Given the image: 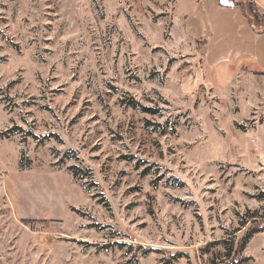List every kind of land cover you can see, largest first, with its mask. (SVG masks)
<instances>
[{
  "label": "rangeland",
  "instance_id": "rangeland-1",
  "mask_svg": "<svg viewBox=\"0 0 264 264\" xmlns=\"http://www.w3.org/2000/svg\"><path fill=\"white\" fill-rule=\"evenodd\" d=\"M211 1L0 0V264H213L264 223V114L230 96L264 42Z\"/></svg>",
  "mask_w": 264,
  "mask_h": 264
},
{
  "label": "crops",
  "instance_id": "crops-1",
  "mask_svg": "<svg viewBox=\"0 0 264 264\" xmlns=\"http://www.w3.org/2000/svg\"><path fill=\"white\" fill-rule=\"evenodd\" d=\"M254 2L258 8L264 10V0H254ZM210 5L209 8H214L219 15H235L241 33L245 35L247 33L257 42H264V32L254 31L250 27L252 21L245 13L231 11L221 5L220 0H212ZM234 61L236 62L235 76L232 78L233 85L230 96L234 93L237 102L241 96L251 110L261 106L264 114V48L257 47L253 51H238Z\"/></svg>",
  "mask_w": 264,
  "mask_h": 264
},
{
  "label": "trees",
  "instance_id": "trees-1",
  "mask_svg": "<svg viewBox=\"0 0 264 264\" xmlns=\"http://www.w3.org/2000/svg\"><path fill=\"white\" fill-rule=\"evenodd\" d=\"M255 2L252 1L251 4L248 7L249 12L253 13V9L256 12L255 8ZM253 16L257 17L258 14L254 13ZM252 24L253 21H252ZM129 105L133 108L136 109H141L145 112H150L152 114H159L160 110L158 108H153V107H146L142 105L138 100H131L129 101ZM156 128V130H160L162 133L166 132L163 126L160 123L153 124ZM10 131L7 132L9 134ZM14 132V131H13ZM68 154L67 156L69 158H72L75 154L72 150H69L66 152ZM72 154V155H71ZM76 156V155H75ZM64 162V159H61L60 164ZM69 169L73 172V175L76 178H82V168H80L77 165H72L69 167ZM264 198V193L260 195ZM259 217L264 219V215L259 216V212L254 211V212H247L246 214L242 215V219L245 218V221L241 220L242 227L246 226L250 220L253 222H257ZM264 221V220H263ZM263 224V225H262ZM240 227V228H242ZM241 229H238L237 231H231L228 233L227 238H223L218 241L211 242L210 244H207L206 246L202 247V251L208 252L209 248L215 245H222L224 248V253L221 256H216L212 258V263L213 264H248L249 261L251 260V257L245 256L244 251L249 244V242L252 240L255 234L264 231V223H261L259 227H251L247 229L242 235H238V232Z\"/></svg>",
  "mask_w": 264,
  "mask_h": 264
},
{
  "label": "water",
  "instance_id": "water-1",
  "mask_svg": "<svg viewBox=\"0 0 264 264\" xmlns=\"http://www.w3.org/2000/svg\"><path fill=\"white\" fill-rule=\"evenodd\" d=\"M221 5L223 6H233L235 4L234 0H220Z\"/></svg>",
  "mask_w": 264,
  "mask_h": 264
}]
</instances>
